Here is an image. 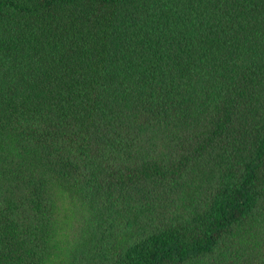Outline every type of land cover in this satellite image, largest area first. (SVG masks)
Instances as JSON below:
<instances>
[{
    "label": "trees",
    "instance_id": "1",
    "mask_svg": "<svg viewBox=\"0 0 264 264\" xmlns=\"http://www.w3.org/2000/svg\"><path fill=\"white\" fill-rule=\"evenodd\" d=\"M0 264H264V0H0Z\"/></svg>",
    "mask_w": 264,
    "mask_h": 264
}]
</instances>
